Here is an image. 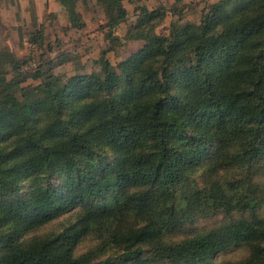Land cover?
Segmentation results:
<instances>
[{"label": "trees", "instance_id": "1", "mask_svg": "<svg viewBox=\"0 0 264 264\" xmlns=\"http://www.w3.org/2000/svg\"><path fill=\"white\" fill-rule=\"evenodd\" d=\"M79 1H61L71 28L85 26ZM94 1L105 38L118 40L129 0ZM133 11L122 39L141 44L121 61L104 49L100 73L52 77L21 98L2 69L15 74L17 59L0 50V264H201L241 240L248 257L222 264H264V218L254 213L264 200V0H215L198 22L175 9L167 35L155 32L163 7ZM101 148L116 158L99 169ZM198 171L203 185L179 191ZM64 172L58 195L50 180ZM42 176L45 187L12 195ZM205 206L251 218L176 239ZM72 210L75 221L31 236ZM88 237L93 245L77 251Z\"/></svg>", "mask_w": 264, "mask_h": 264}, {"label": "rangeland", "instance_id": "2", "mask_svg": "<svg viewBox=\"0 0 264 264\" xmlns=\"http://www.w3.org/2000/svg\"><path fill=\"white\" fill-rule=\"evenodd\" d=\"M82 1L77 3V9L81 13L85 26L77 29L69 27L66 12L62 7H57L53 0H35L36 11L32 0H29L25 5V9L19 7V0H0V50L11 51L19 65L15 74L9 66H4L2 69L6 72L7 79L15 77L10 91L18 98L28 93L30 87L52 77H59L61 82H65L73 75L100 73L99 58L104 49H107L105 58L112 65L121 61L129 54L130 50L141 44L138 41L127 42L122 39L128 27L135 20L134 7L140 5H145L149 9L163 7L166 10V15L155 27V32L167 35L170 22L177 19V16L173 14L175 9L180 10L178 14L183 18L182 21L198 22L202 7L215 0H180L175 3L174 0L124 1L128 10V18L114 28L113 33L118 37V40L114 41L105 38L104 34L108 28L104 27L106 16L102 8L94 0ZM92 157L94 163L99 169H102L108 167L116 155L107 148H101L97 149L95 153L93 152ZM70 175L72 173L64 172L55 175L50 180L55 190L60 189L58 195L64 191L62 186L65 185L66 179ZM203 180L202 172L198 171L188 179L178 182L177 187L179 191H185L188 194L195 193L194 191L203 185ZM47 183L48 180L44 176L34 181L23 180L19 184L18 192L12 193V195L25 196L32 186L39 184L45 187ZM5 196L7 195H0V201ZM254 213L258 218H264V200L255 207ZM243 218L250 219L251 214L247 211L234 212L231 217L215 208L205 206L201 210V214H194L185 220L176 239H181L182 236L197 230L211 229L221 224H227L233 219ZM75 220L74 210L64 212L33 231L31 236L56 232L61 226ZM250 244L243 240L235 242L215 253L206 263L201 264H222L244 260L249 255ZM92 245L93 241L88 237L79 244L77 251H83ZM102 264L124 263L118 258L115 261ZM147 264L168 263H156L151 260Z\"/></svg>", "mask_w": 264, "mask_h": 264}, {"label": "crops", "instance_id": "3", "mask_svg": "<svg viewBox=\"0 0 264 264\" xmlns=\"http://www.w3.org/2000/svg\"><path fill=\"white\" fill-rule=\"evenodd\" d=\"M33 1V3H34V8H35V11H36V5H35V0H32ZM54 2H55V5L57 6V7H59V8H61V2H59L58 0H53ZM28 2H29V0H19V7H23L22 9H25L26 7H25V5L26 4H28ZM37 4V3H36ZM123 4H124V2H123ZM124 6H125V4H124ZM126 7V6H125ZM127 9V8H126Z\"/></svg>", "mask_w": 264, "mask_h": 264}, {"label": "water", "instance_id": "4", "mask_svg": "<svg viewBox=\"0 0 264 264\" xmlns=\"http://www.w3.org/2000/svg\"><path fill=\"white\" fill-rule=\"evenodd\" d=\"M59 2H61V0H58Z\"/></svg>", "mask_w": 264, "mask_h": 264}]
</instances>
